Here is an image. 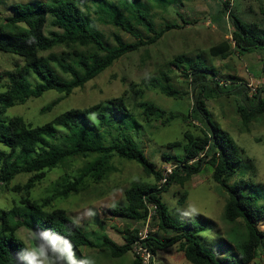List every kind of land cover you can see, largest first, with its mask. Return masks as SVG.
<instances>
[{"label": "trees", "instance_id": "trees-1", "mask_svg": "<svg viewBox=\"0 0 264 264\" xmlns=\"http://www.w3.org/2000/svg\"><path fill=\"white\" fill-rule=\"evenodd\" d=\"M80 1L96 4L92 12L97 20L119 27L136 40L126 44L119 35H115L116 44H107L89 9L86 13L70 0L14 5L10 15L0 22V51L18 55L22 58V65H17L10 71H0V114L12 107L24 105L47 91H55L63 97L70 96L125 54L149 47L166 31L179 28L177 24H166L157 31L150 19L130 6L127 8L132 11L130 17L117 22L113 18L120 15L113 5L109 6L110 0ZM219 2L218 16H226L233 26L231 38L234 49L264 48V38L233 14L229 1ZM102 6L106 8L103 10ZM140 27L147 35L145 39L140 38L136 32ZM231 48L230 43L223 42L212 47L210 53L214 57L225 58ZM170 66L183 74L189 90L174 88L170 82V72H159L154 78L144 79L140 83L142 87L128 83L130 90L139 98L145 92L156 90L169 98L183 95L191 99L190 111L183 119L192 129L185 130L180 141L167 144L168 147H182L184 152L181 157L169 160L171 162L164 157L173 169L163 184H160V169H155L134 141L124 139L120 143L103 145L98 139L95 131L98 127H106L114 123L115 117L128 114L124 103L127 91L120 97L85 108L69 109L38 126L27 122L21 116L0 120V143L6 147V150H0V184L5 190L20 196L19 204L35 214L36 223L30 229L37 232L50 229L69 239L75 249L92 247L93 243L64 210L44 209L55 198L78 195L88 180L93 183L102 182L111 171L112 159L119 157L141 165L146 175L155 178L156 184L130 186L124 192L126 205L110 207L108 212L116 218L139 222L146 215L144 200L155 203L156 230L147 241L153 256L156 250L167 248L176 242H180L181 257L189 264H250L257 256H264V229L260 227L264 226V204L259 203V197L244 190L245 183L242 180L238 179L233 183L229 181L240 162L245 161L246 167L254 171L253 162L243 156V150L212 124L205 106V102L210 99L222 95H237L257 102L252 111H243L241 107L238 109L242 120L252 115L264 114V101L259 95L264 85L259 90L255 89L254 96L248 93L247 84L232 87L222 80L216 68L207 67L198 59L185 54L175 56L170 61ZM57 103L58 101H54L42 110H49ZM136 106L146 124L159 121L164 126L177 118V115L167 114L150 102L138 100ZM89 114L98 120L96 126L83 120ZM57 128L65 129L64 133L59 134ZM90 155L92 157L89 158ZM70 157L87 161L76 176L60 184L55 188L54 194L41 202L36 203L25 198L36 183L41 182L50 171ZM205 165L212 167L214 182L227 195L225 219L231 223L241 219L246 226V240L239 244L240 254L235 259L220 258L206 252L199 242L198 230L189 224L173 223L159 197L160 192L172 182L185 183ZM22 173L30 175L28 180L23 184L10 185ZM184 197L185 194L180 201ZM8 215V210L0 211V264H16L14 257L22 247L15 232L24 224L16 221L11 225ZM159 230L165 233V237L160 236ZM136 232V228L125 229L122 246H117L108 239L103 240V245L111 248L113 255L122 256L131 251ZM133 264L140 263L134 259Z\"/></svg>", "mask_w": 264, "mask_h": 264}, {"label": "rangeland", "instance_id": "rangeland-1", "mask_svg": "<svg viewBox=\"0 0 264 264\" xmlns=\"http://www.w3.org/2000/svg\"><path fill=\"white\" fill-rule=\"evenodd\" d=\"M40 1L51 0H0V22L10 15L14 5H35ZM70 1L76 3L86 13L89 9L96 21L97 29L107 44L111 46L116 44L115 35H119L126 44L136 40L119 27L97 20V16L92 12L96 4L83 3L80 0ZM227 1L231 3L233 14L235 13L256 34L264 38V0ZM111 5L120 15L114 17V21L129 18L132 11L127 8L130 6L134 11L150 19L157 31L166 24H177L179 28L166 31L149 47L125 54L110 68L83 88L75 90L70 96L63 97L55 91H47L24 105L8 109L4 114H0V120L6 121L11 117L21 116L27 122L38 126L69 109L85 108L120 97L127 91L124 103L128 114L115 117L114 123L106 127L97 126L98 130L95 131L98 139L103 145L120 143L124 139L134 141L144 152L146 159L158 170L167 164L164 157L169 161L183 155L182 147H168L167 144L180 141L183 132L192 129V126L183 119L190 111L191 99L183 95L179 98H169L156 90L145 92L139 98L130 90L128 83L142 87L140 83L144 79L154 78L159 72H170V82L174 88L189 90L183 74L170 66V61L175 56L185 54L198 59L207 67L216 68L222 80L232 87L251 85L248 93L254 96L255 89L263 87L264 48L234 49L231 38L233 26L226 16L217 14L220 9L219 0H110L109 6ZM105 8L102 6L103 10ZM46 31H49L48 26ZM136 32L142 39L147 37L142 27L137 28ZM223 42H228L232 46L228 55L225 58L212 56L210 49ZM17 65H22L21 57L0 51V71H10ZM259 95L264 101V88ZM138 100L150 102L167 114L177 115V118L164 126L159 121L146 124L142 121L141 111L136 106ZM54 101L58 103L51 109L42 110ZM256 104L254 99L237 95H222L205 102L212 124L243 150V156L253 162L254 171L246 167L245 161L240 162L235 168L236 173L229 180L230 183L242 180L245 183L244 190L259 197V203L264 204V114L252 115L242 120L238 113L240 107L243 111H252ZM83 120L94 123V126L98 124V120L92 114ZM64 131L63 128H57L59 134H63ZM0 150H6L1 143ZM80 159L79 157L65 159L41 182L36 183L25 198L38 203L54 194L56 187L71 180L84 167L87 161ZM110 164L111 171L102 182L93 183L88 180L78 195L55 198L44 211H50L52 208L64 210L93 243L92 247L74 248L78 257L91 256L95 264H133L134 257L131 251L122 256L113 255L112 249L103 245V240L108 239L117 246H122L125 229L136 228L139 224L113 217L108 209L126 205L124 192L130 186L156 184V181L153 176L146 175L141 165L134 161L115 157ZM212 174V167L205 165L185 183L172 182L160 192L159 197L173 223L189 224L198 230L199 242L206 252L220 258L235 259L240 254L239 244L246 240V226L241 219L232 223L225 219L227 195L214 182ZM29 177V174H19L10 185L23 184ZM183 194L185 197L180 201ZM20 199V196L5 190L0 184V211H9L8 219L11 225L16 221L24 224L15 232L18 239L23 235L22 229L30 228L36 223L35 214L19 204ZM89 212L93 215H88ZM260 227L264 229L263 225ZM159 234L165 237L161 230ZM153 263L189 264L181 257L180 242L156 250ZM250 264H264V256H257Z\"/></svg>", "mask_w": 264, "mask_h": 264}, {"label": "clouds", "instance_id": "clouds-1", "mask_svg": "<svg viewBox=\"0 0 264 264\" xmlns=\"http://www.w3.org/2000/svg\"><path fill=\"white\" fill-rule=\"evenodd\" d=\"M22 232V247L14 257L16 264H95L91 256L78 257L72 242L50 229L37 232L25 227Z\"/></svg>", "mask_w": 264, "mask_h": 264}, {"label": "built area", "instance_id": "built-area-1", "mask_svg": "<svg viewBox=\"0 0 264 264\" xmlns=\"http://www.w3.org/2000/svg\"><path fill=\"white\" fill-rule=\"evenodd\" d=\"M249 87H251V85H249ZM172 169L173 166L170 164L162 166L160 169V184L165 183L167 177L171 174ZM144 204L146 207V215L142 221L136 222L139 226L136 227L137 232L135 239L131 244V253L133 254L134 259L138 260L140 264H154V256L147 246V241L150 238V235L156 230L154 219L157 216V205L153 202H147L145 200Z\"/></svg>", "mask_w": 264, "mask_h": 264}, {"label": "crops", "instance_id": "crops-1", "mask_svg": "<svg viewBox=\"0 0 264 264\" xmlns=\"http://www.w3.org/2000/svg\"><path fill=\"white\" fill-rule=\"evenodd\" d=\"M217 15V14H216Z\"/></svg>", "mask_w": 264, "mask_h": 264}]
</instances>
